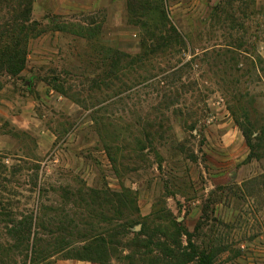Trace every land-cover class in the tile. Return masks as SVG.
Segmentation results:
<instances>
[{
    "label": "rangeland",
    "instance_id": "rangeland-1",
    "mask_svg": "<svg viewBox=\"0 0 264 264\" xmlns=\"http://www.w3.org/2000/svg\"><path fill=\"white\" fill-rule=\"evenodd\" d=\"M0 23V264H152L76 256L105 216L124 243L167 226V264H264V144L245 161L237 123L257 144L264 0H0Z\"/></svg>",
    "mask_w": 264,
    "mask_h": 264
},
{
    "label": "trees",
    "instance_id": "trees-1",
    "mask_svg": "<svg viewBox=\"0 0 264 264\" xmlns=\"http://www.w3.org/2000/svg\"><path fill=\"white\" fill-rule=\"evenodd\" d=\"M29 16L27 15V9L24 6L22 8L21 13H19L18 16H11L7 20L4 21L6 27H10L12 30V34L19 35L20 33H23L27 30V25L29 22ZM11 22V24H9ZM0 23V37L4 35L5 31H1V27H3ZM247 102H238L235 103L233 106L229 105V109L231 112L235 115L234 110L238 108L242 111L243 119L246 123L251 122L252 117V106ZM251 120V121H250ZM257 123H259V134L254 137V139L257 141V144L253 143V132L251 130L246 129L247 127L244 126L240 121L237 120L238 125L240 126L243 135L245 137L246 143L251 149V152L248 154L245 161H249L250 158L253 156L258 157L254 151L257 150L259 147H261L264 144V113L261 112L258 116H256L255 120H253ZM253 123V122H251ZM251 123H248V125H251ZM95 192V191H94ZM98 195H100L98 193ZM103 196L105 199H111L115 202H119L120 204L124 200L123 195L120 192L117 191H111L109 189L105 190L103 192ZM107 221H110L111 226L108 228H105L104 230L100 231L99 233L87 237V239L84 242V245L82 246V250L76 253V256L81 259H88L92 261H100V262H107L110 258L114 256L115 253V247L123 246L132 249V254L128 256H123L122 254H118L116 257L121 261L123 258L131 260V262L136 263L137 260H143V258H148L150 262L153 264L154 262H160L167 264L165 259L166 257L170 256L171 250H169V247H167V243L164 242V238L168 239V236L171 235V233L168 232V227L164 226L162 227V224L157 226L155 229H152L151 231H146L145 235L147 236L144 239L139 238H133L130 240H126L124 243V240L122 239L123 236H127L130 234V230L127 228V221L121 222H111L112 220H115V218H107L105 216ZM117 219V218H116ZM113 223V224H112ZM31 222L27 223L26 229L27 231H30ZM175 227V226H174ZM154 230V231H153ZM157 230V231H155ZM154 232V233H153ZM156 232V234H155ZM173 233V232H172ZM124 243V244H123ZM157 248H153V247ZM133 247V248H131ZM159 253H157V252ZM130 262V263H131Z\"/></svg>",
    "mask_w": 264,
    "mask_h": 264
},
{
    "label": "crops",
    "instance_id": "crops-1",
    "mask_svg": "<svg viewBox=\"0 0 264 264\" xmlns=\"http://www.w3.org/2000/svg\"><path fill=\"white\" fill-rule=\"evenodd\" d=\"M246 155H247V153H246ZM246 155H245V156H246ZM245 156H243V157H245Z\"/></svg>",
    "mask_w": 264,
    "mask_h": 264
}]
</instances>
